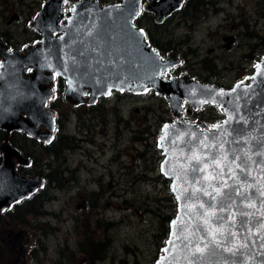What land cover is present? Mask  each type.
Listing matches in <instances>:
<instances>
[{
	"label": "water",
	"instance_id": "water-1",
	"mask_svg": "<svg viewBox=\"0 0 264 264\" xmlns=\"http://www.w3.org/2000/svg\"><path fill=\"white\" fill-rule=\"evenodd\" d=\"M140 1L122 0L120 5L102 6L97 0H80L70 10L71 16L65 18L68 0H46L32 25L42 35L40 43L24 48V55L8 56L0 66V129L23 132L30 138L49 143L54 130V118L46 109L45 99L41 101L37 91L49 87L55 75L66 81L64 100L70 107L91 105L98 98L109 97L105 94L109 88L111 93L140 95L151 91L162 96L168 102L175 121L163 126L158 140V148L163 155L160 172L170 181L177 213L169 223L168 237L155 264H168L166 257L170 258L172 253L163 250L170 247L168 242L173 238L172 233L181 227V221L190 230L196 231L194 240L200 236L208 239L204 230L207 226L202 221L205 212L213 210L216 213V218L212 219L214 227L224 222L230 225L232 219L236 220L235 229L240 232L241 242L250 235L251 230L248 247L233 255L225 251L223 246L216 248L209 244L202 255L189 259L194 264H264V248L260 247L264 241L258 239L261 231L259 223L264 221V217L258 214L240 215L241 211H255L243 207L248 202L246 196L255 203L256 208L261 207L264 197H260L255 188L248 192L241 189V195L236 196L239 185L229 176L223 160V176L215 180L203 179L208 173L221 171V167H213V157L226 153L230 162L234 155H238L240 160L236 163L243 166L244 153L250 150L256 162H249L252 176L238 169L235 171L241 183H256L253 177L259 175L261 162H264V156L255 155L258 149L264 151V59L257 64L261 68L257 69L256 65L246 84H239V88H236L238 84L230 89L199 84L186 74L166 80L165 75L180 62L174 60L175 54L162 60L145 40L143 31L135 29L133 21L140 13ZM155 4L152 7L145 5L144 10L157 12ZM161 4L162 0L158 5ZM178 8H169L168 14ZM29 70L31 73L26 75ZM221 90L231 95H216ZM86 95L88 99H84ZM30 98L40 103L31 102ZM213 98L216 103L212 102ZM201 100L206 102L200 103ZM183 102L193 109L207 105L218 107L223 116L220 124L228 115L235 114L237 119L223 125L231 135L222 136L216 128L209 130L205 125L204 130H201L196 124L185 121L181 114ZM41 128L45 131L41 132ZM225 140L227 142L221 147ZM246 140L249 143H245ZM201 141L209 147L202 145ZM194 154L203 163L209 164L206 171L192 170L203 167V163L198 164L192 159ZM17 155L9 148L4 150V161L0 166V213L44 187L42 180L23 176L15 170L12 160L17 158L20 161ZM224 181L228 186L222 187L223 195L217 196L215 200L203 194L204 188L213 191L208 187L209 183L221 187ZM181 191L184 195L178 198ZM213 195L216 193L213 192ZM201 203L204 204L203 208L200 207ZM186 204L189 207H185ZM229 204H233L231 209ZM230 212L236 215L233 217ZM197 215L200 219H197ZM252 240H256V243L252 244ZM176 243L179 245L180 241ZM185 255H188L186 251L181 253V256ZM172 264H176L175 260ZM179 264H188V261L180 258Z\"/></svg>",
	"mask_w": 264,
	"mask_h": 264
},
{
	"label": "rangeland",
	"instance_id": "rangeland-1",
	"mask_svg": "<svg viewBox=\"0 0 264 264\" xmlns=\"http://www.w3.org/2000/svg\"><path fill=\"white\" fill-rule=\"evenodd\" d=\"M104 1L111 4L119 0ZM232 6H224L228 12L219 13L208 23L213 29L218 27L208 32L211 36L207 35V24L196 29L194 13L169 30L168 40L178 47L175 52L182 59L177 76L186 74L198 82V76L216 75L218 83L227 85L245 69L251 73L259 56L246 49L229 54L221 39L237 36L238 24L245 21L250 28L248 36L255 34L264 40V17L257 20L259 14L264 16V0H233ZM226 15H231L235 24H221ZM209 50L217 58L213 63ZM152 95L121 107L120 118L116 99L103 102V109L81 111L80 116L70 111V106L58 104L66 117L62 137L68 144L50 164L65 172L62 177L55 174L60 176L59 183L46 189L50 200L41 205L44 214L24 213L18 220L11 208L0 216V264H87L90 249H104L94 256V260L103 258L95 261L97 264L155 263L167 239L166 217L173 219L177 211L170 182L160 173L163 156L158 148L161 129L171 111L166 100L159 96L153 99ZM127 100L130 102V97ZM209 111L204 112L207 121H221L220 112L214 109L207 115ZM73 137H80L81 142L67 150ZM27 206L22 204V209Z\"/></svg>",
	"mask_w": 264,
	"mask_h": 264
},
{
	"label": "flooded vegetation",
	"instance_id": "flooded-vegetation-1",
	"mask_svg": "<svg viewBox=\"0 0 264 264\" xmlns=\"http://www.w3.org/2000/svg\"><path fill=\"white\" fill-rule=\"evenodd\" d=\"M78 1L80 0H68V4L67 6H65V18L71 16L70 10ZM97 1L100 5L104 6L110 4L104 0ZM121 1L122 0H119L116 3L111 4L120 5ZM140 2V13L133 21L135 29L143 31L145 40L161 56L162 60H166L171 54H175L174 60H178L180 62L179 65L174 67L170 71V73L166 75V79L170 77L178 78L181 74L177 76L176 73L178 69H180V66L182 64V59H180L181 54L175 52L178 47L171 46L173 42L168 40L169 30L177 25V23L181 24V22L186 18L188 14H195V26L196 29H198V26H200V24L208 25V23L210 21H213V18H216L219 13L228 12V10L226 11V9L224 8V6L227 5L229 8H233V0H162L161 5H158L161 3V0H141ZM153 4L156 5L157 12L144 10L145 5L148 7H152ZM42 7V0H0V66L4 62V59H6L8 56L17 54L24 55V48L37 46L40 43V41L42 40V35L35 31L32 25ZM172 7L179 8L177 10L169 12L168 14L167 10ZM198 15L200 18L198 17ZM262 17L264 16L262 14H259L257 20L261 19ZM235 22V19L231 15H226L223 19H221V24L230 23L232 25L235 24ZM256 22L258 21H255V23ZM217 29L218 27L213 29L212 26L210 27L208 25L206 27L207 35L211 36V34L208 32L212 33V30ZM232 31H235L234 27H232ZM237 32V36L230 35L225 36L221 39V41L223 42L222 48L229 54H234L235 51L240 49H246L247 51H249V53L259 56L258 62L254 63L251 67V73L245 69V72L242 73L239 77L235 78L233 83L227 85L218 83L217 79L219 77L216 75H209L207 78H200L198 76L199 84L210 85L222 89H230L236 84H246L248 78L253 74L255 66L260 62L261 59H264V40H262L255 34L252 36H248V34L250 35L251 33L250 28L245 23V21H242L238 24ZM241 32H243L244 34H242ZM250 41H252L253 43L250 44ZM200 49L201 47L198 46V52ZM213 52V50L208 51L209 55L214 57V60L211 63L217 60V58L213 55ZM200 64L201 61H198V66ZM231 65H228V67ZM212 68H214V66L207 67L206 69ZM30 73L31 70L26 71L25 74L29 75ZM65 90L66 81L55 75L49 87H42L37 91L40 100L42 101L43 99H45L46 109L48 112H51L53 114L54 118V130L52 132V138L49 143H44L42 140L30 138L23 132H6L0 129V166L4 161V150L9 148L12 151H15L18 154L16 157H18L21 161H18L17 158H13L12 162L14 164L15 170L23 176L37 178L44 182V188L38 191H42L44 189L46 190L47 188H50L52 184L59 183L60 176L58 177L55 174L61 175L62 177L65 172L63 170L53 169L50 164V161L52 159H57L60 155L57 147L59 146L60 140L63 138L62 134L64 133L65 128L62 125V121L65 120L66 117H62V114L58 110V104H66L64 100ZM152 94V92L140 95L112 92L109 97L98 98L94 104H81L76 107H71L70 111H77L78 116H80L81 111L89 112L90 110L94 111L103 109V102L116 99L117 101L115 104V109L117 110L118 116L120 118L122 117L121 107H124L125 109L126 107L132 106L134 103H137L139 97H147L148 95L151 96ZM152 96L153 99H157L154 98L157 97L155 94H153ZM127 97H130V102H127ZM160 97L161 96H159L158 98L164 101V98ZM84 99H88V96L86 95ZM121 99H123V101H120ZM29 100L31 102L40 103V101L33 100L32 98H30ZM165 103L167 104L168 111L170 112L168 102L165 101ZM98 106H100V108ZM207 109L213 111L215 108L212 106H204L201 108L193 109L186 102H183L181 114L183 115L185 120L189 121L190 123L196 124L197 126L199 125L202 128V125H205L204 121H207V118L205 117L206 114L204 113L207 111ZM210 111L207 113V115L210 113ZM174 121L175 119L172 118V115L170 114L165 124L172 123ZM44 131L45 130L41 128V132ZM79 139L80 137H73L72 141H70L71 146L68 147L67 150H73L77 148V144L81 142ZM44 154H46L48 158H46ZM20 202L13 204L11 208H14V205H17Z\"/></svg>",
	"mask_w": 264,
	"mask_h": 264
},
{
	"label": "snow or ice",
	"instance_id": "snow-or-ice-1",
	"mask_svg": "<svg viewBox=\"0 0 264 264\" xmlns=\"http://www.w3.org/2000/svg\"><path fill=\"white\" fill-rule=\"evenodd\" d=\"M257 69H260L261 66L257 65ZM67 69H65L66 71ZM240 85H236V88H239ZM123 90V89H121ZM107 95H111V88L108 89ZM216 95H219L220 97H224L226 95H231V93H225L223 90L220 92L216 93ZM206 101L201 100L200 103H205ZM213 103H216L215 99L213 98L212 100ZM223 107V105H221ZM237 119V116L235 114H230L228 115V118L223 122V124H217L214 125L213 127L217 129L218 132L222 136H228L231 135V132L228 131V129L223 128V125H227L230 121ZM242 120L243 117H240ZM222 130V131H221ZM205 140H207V137H205ZM227 141H223L221 143V147H223V143H226ZM175 143V141H173ZM245 143H249V141H245ZM201 144L204 145V141H201ZM205 147H209L208 145H204ZM215 145H211V147H214ZM255 155H260L264 156V151L257 150ZM245 156V162L244 165L242 166L241 164H237L236 161L240 160V156L234 155L232 161H228V156L227 154H223L220 157H213L212 158V165L213 167H221V161L223 160L225 164L228 167V174L229 176L236 181V183L239 185L237 188V191L235 193L236 196L241 195V189H243L244 192H248L249 189L255 188L256 192L259 194L260 197H264V162H261V167L259 168V175L256 177H253V179L256 181L255 184H250L247 182L241 183L239 180H237V174H236V169L239 170V172L246 173L247 176H252V170H251V163H256L253 160V154L249 151H245L244 153ZM192 159L196 160L198 164L203 163L202 159L197 156L193 155ZM251 162V163H249ZM209 164L208 163H203V167L196 169L193 168L192 170L195 171H200L204 172L208 169ZM224 171L223 168L221 167L220 172H212L206 174L203 179L204 180H215L217 179L218 176H223ZM199 183V181H197ZM227 182L224 181L221 185V187H216L213 184L209 183L208 187L212 188L213 191L209 192L207 188L203 189V194L205 196H210L213 200L216 199L217 196L223 195L222 192V187H227ZM176 191L177 189L174 187L173 189ZM186 191V190H185ZM194 191H200V189H194ZM213 192L216 193V195H213ZM184 195V192L181 191L180 196L178 198H181ZM245 199L248 200L246 204L243 205V207L246 208H251L254 209L255 211L253 212H240L241 216H253V215H260L261 217H264V200H261V207L256 208L255 203L249 198L245 197ZM185 207H189L187 204ZM200 207L203 208L204 204L201 203ZM214 208V206H212ZM228 207L231 209L233 207V204H229ZM221 211H223V207L221 208ZM231 216H235V212H230ZM216 218V213L215 211L211 212H205L204 218H203V224L206 225L205 231L208 234V239H206L203 236H200L196 238L195 240L193 239L196 237V231L190 230L187 225L184 224L183 221L180 222L181 227L172 233V239L169 240V248H165L163 251L165 253H172L171 257H166L168 259V264H172V261L175 260L176 264H179V259H185L188 261V264H194V262L189 259V257H196L198 254L202 255L205 250L208 248L209 244L214 245L216 248L224 247V250L227 252L232 253L233 255L236 254L237 251H239L242 248H247L248 247V241L251 237V230H249L250 235L244 237L243 242L239 240L240 232L235 229L236 225V220L232 219L230 222V225L228 222L221 223L219 227H214L212 225V219ZM197 219H200L199 215H197ZM220 220H223V217L219 218ZM175 223V222H174ZM243 226V222H242ZM259 229L261 230L258 234V239L261 241H264V221L259 223ZM177 241H180V244L177 245ZM252 244L256 243V240L251 241ZM203 245V247L201 246ZM261 248H264V243H261L260 245ZM186 251L188 255L181 256V253Z\"/></svg>",
	"mask_w": 264,
	"mask_h": 264
},
{
	"label": "trees",
	"instance_id": "trees-1",
	"mask_svg": "<svg viewBox=\"0 0 264 264\" xmlns=\"http://www.w3.org/2000/svg\"><path fill=\"white\" fill-rule=\"evenodd\" d=\"M189 11V10H188ZM64 144H68V142H66L65 138H62L60 140V143H59V146L57 147L58 148V152L59 153H62L63 151V147H64ZM47 153H50V152H47ZM49 192H47L45 189L42 190V191H38L36 193H34L30 198L26 199V200H23L21 201L19 204L17 205H14V212L16 213H13V216L14 218L17 216V219L20 220L23 216V214H27V213H34V214H44L41 208V205L43 206L45 204V202L48 200H50V197L48 198V195ZM48 198V199H46ZM22 204H28L29 208L32 206V208H30L31 210H29L28 206L25 208V209H22ZM36 205V206H35ZM13 208V207H12ZM25 210V211H24ZM23 211V212H22ZM7 212V211H6ZM6 212L4 214H6ZM3 215V214H2ZM1 216V215H0ZM12 216V217H13ZM162 217L164 215H161ZM2 217V216H1ZM172 219V218H171ZM170 218H168V216L166 217V221H167V230H166V233H165V238H167L168 236V227H169V223L171 221ZM1 245H0V254H1ZM93 250H89L90 253H87L86 252V255H87V261L86 263L88 264H97L95 261H98L99 259L102 260L103 258H96L94 260V256L96 255H99V253H103L104 252V249H102L101 251H94L92 252ZM94 254V255H93ZM90 259V262H88Z\"/></svg>",
	"mask_w": 264,
	"mask_h": 264
}]
</instances>
